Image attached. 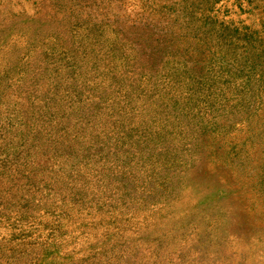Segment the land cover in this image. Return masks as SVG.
<instances>
[{"label":"rangeland","instance_id":"rangeland-1","mask_svg":"<svg viewBox=\"0 0 264 264\" xmlns=\"http://www.w3.org/2000/svg\"><path fill=\"white\" fill-rule=\"evenodd\" d=\"M0 264H264V0H0Z\"/></svg>","mask_w":264,"mask_h":264},{"label":"trees","instance_id":"trees-1","mask_svg":"<svg viewBox=\"0 0 264 264\" xmlns=\"http://www.w3.org/2000/svg\"><path fill=\"white\" fill-rule=\"evenodd\" d=\"M212 18H213V17H212ZM213 19H214V18H213ZM245 30L248 31V28H245ZM232 33H233V35L238 36L239 33H240V32H239V28H238V27H237V28L235 27L234 30L232 31ZM245 34H246V38H245V40H243V41L251 42L250 39L247 38V37H249V35H248L247 33H245Z\"/></svg>","mask_w":264,"mask_h":264}]
</instances>
